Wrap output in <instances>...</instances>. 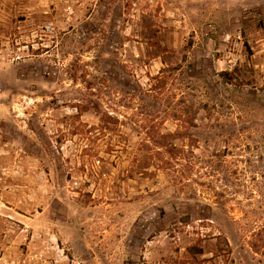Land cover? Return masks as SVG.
Masks as SVG:
<instances>
[{
  "label": "rangeland",
  "instance_id": "1",
  "mask_svg": "<svg viewBox=\"0 0 264 264\" xmlns=\"http://www.w3.org/2000/svg\"><path fill=\"white\" fill-rule=\"evenodd\" d=\"M0 264H264V0H0Z\"/></svg>",
  "mask_w": 264,
  "mask_h": 264
},
{
  "label": "built area",
  "instance_id": "2",
  "mask_svg": "<svg viewBox=\"0 0 264 264\" xmlns=\"http://www.w3.org/2000/svg\"><path fill=\"white\" fill-rule=\"evenodd\" d=\"M0 261H1V259H0Z\"/></svg>",
  "mask_w": 264,
  "mask_h": 264
}]
</instances>
